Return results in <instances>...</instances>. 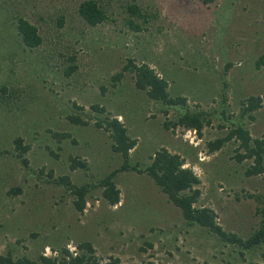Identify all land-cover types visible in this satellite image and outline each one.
I'll return each mask as SVG.
<instances>
[{"label":"rangeland","instance_id":"374dc122","mask_svg":"<svg viewBox=\"0 0 264 264\" xmlns=\"http://www.w3.org/2000/svg\"><path fill=\"white\" fill-rule=\"evenodd\" d=\"M79 1L0 0V84L20 90L22 106L16 110L0 106V152L5 151L0 154V253L36 258L56 255L62 246L73 252L77 241L89 240L101 261L111 256L118 264H264V243L239 254L237 247L186 225L145 173L116 174L119 201L114 205L101 198L99 187L91 188L81 213L72 208L71 196L63 195L60 186L44 182L48 169L53 176L66 174L81 184L95 183L118 167L119 154L111 151L107 134L93 125L96 116H114L136 139L129 150L131 163L141 168L161 147L179 153L183 167L200 180L195 205L211 208L223 230L245 238L259 219L254 213L258 202L245 194L264 196V175H244L246 162L230 158L235 143L210 154L205 147L208 140L223 135L230 122L214 115L201 137L181 127L165 130L162 122L173 119L175 112L170 109L163 116L161 104L135 89L127 73L114 87L110 76L127 58L145 62L166 80L169 95L184 96L191 109H224L235 122L238 101L259 95L260 108L252 121L244 119L243 126L251 137H264V67L253 66L254 58L264 53V0H100L109 19L94 27L85 26L76 14ZM128 2L149 14L138 32L122 24L123 5ZM15 15L37 27L39 47L19 45ZM72 54L76 69L65 77L62 70ZM227 62L231 66L223 71ZM91 104L105 111L97 113ZM69 113L92 118L87 125H77L65 118ZM221 123L225 127L218 128ZM51 131L70 136L56 141ZM17 136L29 145L27 167L12 155ZM73 156L86 162L87 174L68 169ZM15 186H20L19 194L5 193Z\"/></svg>","mask_w":264,"mask_h":264},{"label":"trees","instance_id":"16d2710c","mask_svg":"<svg viewBox=\"0 0 264 264\" xmlns=\"http://www.w3.org/2000/svg\"><path fill=\"white\" fill-rule=\"evenodd\" d=\"M210 0H202L207 3ZM106 4L100 0H81L77 4L76 14L85 26L94 27L109 19ZM122 24L129 30L138 32L144 29L149 14L144 12L136 3L128 2L123 5ZM15 31L18 43L24 49L32 50L42 44V37L38 33L37 27L22 16H14ZM62 22L59 21L58 25ZM68 65L62 70L63 76L67 77L76 69L74 64L75 56L66 57ZM231 66L229 62L225 63L223 71ZM255 69L264 67V53L257 55L253 60ZM125 73L132 79L135 89L141 90L146 97L161 104L159 111L163 116H167L171 109L175 112L174 118L164 119L162 127L166 130H174L181 127L185 130H193L198 136H202V129L210 125L211 118L216 115L220 120L230 122L226 127V132L214 139L208 140L205 144L208 154L220 150L226 143H235L232 148L230 158L236 163L246 162L243 173L245 176L264 175V137H251L248 130L243 126L244 119L252 121L253 112L260 108L261 98L259 95H248L238 101L239 113L237 121H230V114H225V110L220 111L191 109L186 104V98L180 95L171 96L167 92V82L163 77L158 76L153 68L145 62L135 63L132 58H127L121 68L110 76V85L114 87L124 77ZM222 91L220 92L221 104L226 102L224 86L226 81H221ZM104 87L100 86V92ZM20 90L8 89L3 83L0 84V106L3 109H20L18 99ZM10 97V98H9ZM28 98V97H27ZM26 98V99H27ZM17 100V101H16ZM91 110L97 113H103L104 107L98 104H91ZM77 109H81L77 107ZM83 118L78 113H69L65 118L73 124L87 125L92 118L85 115ZM95 128L106 133L110 140V149L119 154L121 162L118 167L109 170L105 175L96 180L95 183L84 182L74 183L66 174L53 176L52 170L48 169L44 182L60 186L64 194L71 196L70 202L72 208L81 213L85 207L86 195L91 188L99 187L101 189V198L109 205H114L119 201V189L115 186L114 177L117 173L123 171H136V173H145L152 182L158 187L166 200L175 206L184 223L188 226H197L204 229L208 234L214 235L223 245L237 247L239 254L242 250H248L264 243V196L260 194H245L248 198H253L258 202L254 213L258 215V225L245 238H241L233 232L225 231L216 222V213L209 207L196 206L200 190L197 187L200 180L198 176L189 168L183 167L184 158L179 153H170L161 147L155 150L149 157V162L139 168L138 163L129 161V150L135 145V138L130 137L124 125L114 117L107 115L102 118L95 117L93 122ZM218 128H223L224 123L218 124ZM48 132L50 130L46 129ZM50 136L56 141L69 137L67 132L51 131ZM74 139V138H73ZM72 139V141H74ZM14 152L13 157L20 161L22 166L27 167L28 159L25 153L29 149L28 144L23 143L21 136L12 140ZM47 148V147H46ZM5 151L0 152L3 153ZM54 158L57 153L49 150ZM80 169L87 174L88 165L77 156L69 157L68 169ZM33 172V171H32ZM41 168L37 171V177L41 173ZM21 191L20 186H15L7 190L8 195H16ZM10 211V210H9ZM12 211L14 209L12 208ZM34 236L35 233H31ZM151 246L149 242H145ZM75 250L70 252L65 246L60 247L56 255L38 254L36 258H30L26 255L14 256L10 252L0 253V264H118V259L109 257L106 261H101L95 254L92 243L89 240L77 241L74 244ZM144 251V248H141ZM53 251V250H52ZM264 255V254H263ZM257 264V263H250Z\"/></svg>","mask_w":264,"mask_h":264},{"label":"clouds","instance_id":"9594fccd","mask_svg":"<svg viewBox=\"0 0 264 264\" xmlns=\"http://www.w3.org/2000/svg\"><path fill=\"white\" fill-rule=\"evenodd\" d=\"M112 117H114V116H112ZM114 118H116L117 120H118V118L117 117H114ZM120 121V120H119ZM121 122V121H120ZM122 123V122H121ZM123 124V123H122ZM124 125V124H123ZM125 127V126H124ZM126 128V127H125ZM126 132H127V129H126ZM136 140V139H135Z\"/></svg>","mask_w":264,"mask_h":264},{"label":"crops","instance_id":"0c3cea01","mask_svg":"<svg viewBox=\"0 0 264 264\" xmlns=\"http://www.w3.org/2000/svg\"><path fill=\"white\" fill-rule=\"evenodd\" d=\"M134 147V146H133ZM132 149V148H131Z\"/></svg>","mask_w":264,"mask_h":264}]
</instances>
